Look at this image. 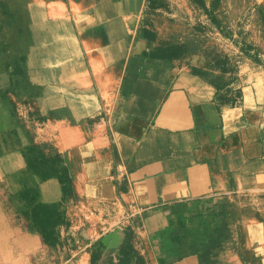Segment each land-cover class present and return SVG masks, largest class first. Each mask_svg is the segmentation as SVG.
<instances>
[{"label":"crops","instance_id":"1","mask_svg":"<svg viewBox=\"0 0 264 264\" xmlns=\"http://www.w3.org/2000/svg\"><path fill=\"white\" fill-rule=\"evenodd\" d=\"M148 1L0 0V185L31 183L17 118L69 172L38 199L71 194L52 245L0 202V264H95L121 225L198 201L224 232L161 264H264V0H243L231 36L213 0L199 29L193 0Z\"/></svg>","mask_w":264,"mask_h":264},{"label":"rangeland","instance_id":"2","mask_svg":"<svg viewBox=\"0 0 264 264\" xmlns=\"http://www.w3.org/2000/svg\"><path fill=\"white\" fill-rule=\"evenodd\" d=\"M213 1L215 4L213 7L210 6L211 12L218 5H220L219 7L222 6L221 9L225 11L226 15V22L224 23L227 27L226 34L231 36L234 16L243 7V0ZM148 3L150 8L154 9L155 6L160 5V0H149ZM192 4L194 8L192 22L195 29H199L204 24L201 15L203 6L195 1ZM211 22L217 23L216 16L213 17ZM188 27L184 23L178 27L180 34L183 31L185 32ZM10 195L3 191V186L0 185V202L6 205L9 204V208L13 212L16 205L11 200ZM70 198L71 194H68L66 200L60 203L66 220V205L70 202ZM222 214L223 210L219 208L218 204L209 201L189 202L180 207H164L161 213L155 211L144 213L133 219L132 223L123 227L121 225L117 229L123 239V243L119 245L117 252H105L104 246L97 245L96 251L93 252V263L97 264L101 261V264H156V262L161 264L172 259L171 255L160 252L163 249L165 250L171 243L183 245L188 242L192 244L188 248L189 252L183 253H194L190 251L193 248L199 249L208 237H215L224 232ZM144 236H146V239Z\"/></svg>","mask_w":264,"mask_h":264},{"label":"trees","instance_id":"3","mask_svg":"<svg viewBox=\"0 0 264 264\" xmlns=\"http://www.w3.org/2000/svg\"><path fill=\"white\" fill-rule=\"evenodd\" d=\"M194 1L201 5L203 3L202 0ZM11 123L20 127L27 138V143L21 149V153L31 181L30 184L11 193L10 198L16 205L15 212L21 215L27 231H34L40 235L43 244H55L60 239L59 226L66 221L60 203L66 200L69 191L63 188L59 201H44L38 199L37 188L40 182L52 177L64 185L69 179V172L65 167L55 165L53 158L45 156L42 150L34 144L28 129L24 128L17 118H13Z\"/></svg>","mask_w":264,"mask_h":264}]
</instances>
